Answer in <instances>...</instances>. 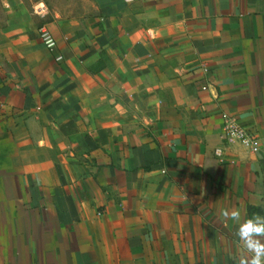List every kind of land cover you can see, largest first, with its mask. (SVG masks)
<instances>
[{
    "label": "crops",
    "instance_id": "0c3cea01",
    "mask_svg": "<svg viewBox=\"0 0 264 264\" xmlns=\"http://www.w3.org/2000/svg\"><path fill=\"white\" fill-rule=\"evenodd\" d=\"M81 8L0 0V264H238L264 217V0Z\"/></svg>",
    "mask_w": 264,
    "mask_h": 264
},
{
    "label": "clouds",
    "instance_id": "9594fccd",
    "mask_svg": "<svg viewBox=\"0 0 264 264\" xmlns=\"http://www.w3.org/2000/svg\"><path fill=\"white\" fill-rule=\"evenodd\" d=\"M221 217L225 220L240 221V212L221 210ZM237 235L241 241V254L238 264H264V217L254 216L240 224ZM250 254V255H246Z\"/></svg>",
    "mask_w": 264,
    "mask_h": 264
},
{
    "label": "built area",
    "instance_id": "2783aa9c",
    "mask_svg": "<svg viewBox=\"0 0 264 264\" xmlns=\"http://www.w3.org/2000/svg\"><path fill=\"white\" fill-rule=\"evenodd\" d=\"M37 37L45 50L54 48L55 42L45 29L40 28L37 32ZM55 60L57 61L59 58H55ZM221 139L225 143L235 142L249 153H254L258 150V141L255 134L250 129L241 127L236 121L231 119H224L221 128ZM213 156L219 158L221 150H213Z\"/></svg>",
    "mask_w": 264,
    "mask_h": 264
},
{
    "label": "rangeland",
    "instance_id": "374dc122",
    "mask_svg": "<svg viewBox=\"0 0 264 264\" xmlns=\"http://www.w3.org/2000/svg\"><path fill=\"white\" fill-rule=\"evenodd\" d=\"M48 15H58L59 17H72L82 13L84 0H41ZM39 7V5L37 6ZM36 7V8H37ZM42 8V7H40Z\"/></svg>",
    "mask_w": 264,
    "mask_h": 264
}]
</instances>
